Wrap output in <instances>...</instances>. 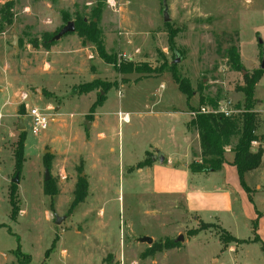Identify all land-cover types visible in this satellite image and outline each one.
<instances>
[{
  "label": "rangeland",
  "instance_id": "374dc122",
  "mask_svg": "<svg viewBox=\"0 0 264 264\" xmlns=\"http://www.w3.org/2000/svg\"><path fill=\"white\" fill-rule=\"evenodd\" d=\"M5 1L0 0V264H264L263 248L249 238L250 230H225L188 212L180 199L151 190L153 179L183 184L171 164L198 150L186 130L189 106L199 105L196 87L204 95L218 92L219 109L232 112L243 100L236 89L243 75L262 70L264 0H9L10 15L2 13ZM96 7L100 14L93 21L105 50L115 55L116 66L136 72L117 71L75 31L74 21L88 24ZM68 21L74 31L52 41ZM231 44L241 71L230 70L224 58ZM172 69L189 81V101ZM262 71L253 110L264 133ZM95 79L106 90L73 93ZM30 107L48 112L47 126L37 135L26 116ZM119 113L128 121H120ZM156 150L167 161L152 173L143 161ZM236 179L239 184L237 170ZM255 185L261 191L247 198L252 210L264 200V181L246 185L249 193L258 191ZM142 236L151 244L138 242Z\"/></svg>",
  "mask_w": 264,
  "mask_h": 264
},
{
  "label": "trees",
  "instance_id": "16d2710c",
  "mask_svg": "<svg viewBox=\"0 0 264 264\" xmlns=\"http://www.w3.org/2000/svg\"><path fill=\"white\" fill-rule=\"evenodd\" d=\"M11 4L12 2L9 0L5 1L3 5L5 8L2 12L3 14L8 13L10 15L9 10ZM99 14V10L96 7L92 10L91 20L88 24L79 18L75 20V31L84 40L95 46L96 53L101 60L108 64H113L117 71L121 73L127 70L136 72L138 70L136 67L123 64L116 66L115 55L105 50L102 39L100 38V32L96 27ZM93 19L96 21H93ZM259 53L261 56L262 51ZM223 55L230 70H242L239 52L235 45L231 44L225 48ZM174 67L173 65L172 68ZM262 74V70H257L253 71L250 75H243L242 85L236 86L237 91L242 93L243 100L236 104L234 111L226 114L219 110L218 106L220 99L218 92L214 96L204 95L202 86H197L193 91L188 80L182 78L176 70H171L173 81L176 83L178 90L186 96L188 101L192 97L193 92L196 91L199 94L198 109L189 106L191 114L187 122V128L197 132L200 150L197 155L198 159L192 160L188 164V168L191 172L200 173L219 170L225 162V150L229 148L232 154L230 162L236 167L241 186L246 192H249L244 182V175L260 166L263 154V150L260 147L252 149L253 143H255L259 137L260 139L264 137L263 134L258 133L261 118L258 112L253 110V106L255 105L253 93ZM98 88L106 90V86L103 82L95 79L73 87L72 91L74 94L82 95ZM206 106H210L212 110L204 113L200 112V108ZM22 142L23 139L19 141L15 151L16 167H19L22 161ZM151 163V155H149L148 158L143 161V164L147 166ZM9 198L11 218L14 219L18 214V209L15 206L16 203L14 202V194L12 191L9 194ZM80 198L81 197L76 198L75 201L79 202Z\"/></svg>",
  "mask_w": 264,
  "mask_h": 264
},
{
  "label": "crops",
  "instance_id": "0c3cea01",
  "mask_svg": "<svg viewBox=\"0 0 264 264\" xmlns=\"http://www.w3.org/2000/svg\"><path fill=\"white\" fill-rule=\"evenodd\" d=\"M186 130L189 135H192L197 140L198 150L193 154L192 158L171 164L172 168H174L172 172L183 179V184L175 186L173 185V180L170 183H166L161 181V178L156 181L153 179L151 184L152 192L180 199L188 212L198 216L201 220L205 219L206 222L218 223L225 230L228 227H235L238 231L240 229L250 230L249 238H254L256 242L260 243L264 251V200H261L260 208L259 205L254 203L253 210L247 201V198H252L254 194L261 191L260 185H255L259 189L251 194L244 190L240 181L238 184L236 169L230 162L232 154L229 148L225 150V162L219 170L200 173L191 172L188 164L192 160L198 159L197 155L200 151L199 141L197 132L187 128V123ZM258 133L264 135L261 129H258ZM254 144L257 146L252 145V149L260 147L263 150V157L264 137L263 139L259 137ZM165 161H167L166 154ZM172 162L173 160L170 163ZM156 164H158L157 161H152L145 169L154 173L158 166ZM244 179L248 187H250L249 183L255 179L264 181L263 159H261L258 168L245 173Z\"/></svg>",
  "mask_w": 264,
  "mask_h": 264
},
{
  "label": "water",
  "instance_id": "95a60500",
  "mask_svg": "<svg viewBox=\"0 0 264 264\" xmlns=\"http://www.w3.org/2000/svg\"><path fill=\"white\" fill-rule=\"evenodd\" d=\"M163 10H162V16H163V22H167L169 21V17H168V7L166 4L163 5ZM74 31V23L72 21H68L53 37H52V40L56 41L58 39H60L63 35L69 33V32H72ZM12 45L13 46H16V42H15V39H13L12 41ZM178 59H175L173 62H177ZM260 69H264V52H262L261 54V63H260ZM19 129H23L24 126L22 125V122L19 124ZM164 159H165V155L160 152L159 150H156L154 152V154L151 155V160L152 161H157L159 163H163L164 162ZM49 179V175H48V170L45 169V178L44 180L47 181ZM17 179L15 177V179L13 180V182H16ZM56 220L58 221V217H56ZM182 237L181 236H178L175 241H179L181 240ZM138 242H145L147 244H151L152 242V239L150 237H147V236H142V237H139L138 239Z\"/></svg>",
  "mask_w": 264,
  "mask_h": 264
},
{
  "label": "built area",
  "instance_id": "2783aa9c",
  "mask_svg": "<svg viewBox=\"0 0 264 264\" xmlns=\"http://www.w3.org/2000/svg\"><path fill=\"white\" fill-rule=\"evenodd\" d=\"M220 111L228 114L230 111L219 109ZM200 112H208V110L204 107L200 108ZM119 119L120 121H128V115L127 114H121L119 113ZM27 118L29 119L30 123V131L33 135L39 134L41 131H43L47 126L48 121V112L47 109L37 108V107H30L27 110L26 113Z\"/></svg>",
  "mask_w": 264,
  "mask_h": 264
}]
</instances>
